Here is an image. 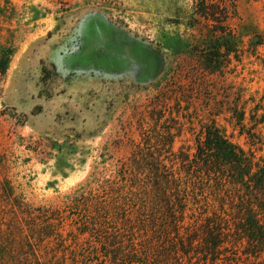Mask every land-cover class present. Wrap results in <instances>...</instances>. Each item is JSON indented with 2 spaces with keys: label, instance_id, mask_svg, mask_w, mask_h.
Here are the masks:
<instances>
[{
  "label": "rangeland",
  "instance_id": "rangeland-1",
  "mask_svg": "<svg viewBox=\"0 0 264 264\" xmlns=\"http://www.w3.org/2000/svg\"><path fill=\"white\" fill-rule=\"evenodd\" d=\"M4 53L0 264H264L194 162L264 160V0H0Z\"/></svg>",
  "mask_w": 264,
  "mask_h": 264
},
{
  "label": "trees",
  "instance_id": "trees-1",
  "mask_svg": "<svg viewBox=\"0 0 264 264\" xmlns=\"http://www.w3.org/2000/svg\"><path fill=\"white\" fill-rule=\"evenodd\" d=\"M205 8L203 6L201 12L208 14ZM250 41L254 48L262 43L259 36H253ZM5 57L4 53L0 59V72L3 70ZM235 112L237 123L244 128V110ZM255 121V124H264V114L258 116ZM240 132L243 134L244 129ZM248 134L253 140L256 137L259 142H264L255 132L249 131ZM194 162L197 167L195 174L201 187L213 181L214 186L224 189L225 195L222 203L228 202L229 209L236 214L231 219L236 222L234 224L236 225L237 239L247 240L246 253L257 255L262 252L264 246V160L255 161L254 152L247 151L229 141L218 128L214 130L209 128L206 141L198 146ZM202 173L207 177L206 183ZM207 220V225H210V222L216 224L214 219ZM218 220L219 227L224 222L225 228L230 229L228 227L229 222L232 223L230 219L219 218ZM212 227L210 226V228ZM213 238L214 250L224 242V239L215 241V237Z\"/></svg>",
  "mask_w": 264,
  "mask_h": 264
}]
</instances>
